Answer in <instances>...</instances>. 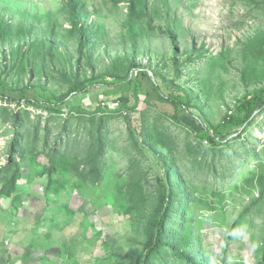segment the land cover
Masks as SVG:
<instances>
[{
	"label": "rangeland",
	"instance_id": "obj_1",
	"mask_svg": "<svg viewBox=\"0 0 264 264\" xmlns=\"http://www.w3.org/2000/svg\"><path fill=\"white\" fill-rule=\"evenodd\" d=\"M63 2L0 0L14 24L34 19L36 41L53 43L50 52L46 51L48 45L41 48L35 43L21 60L8 53L10 48L0 51V81L13 89L28 86L23 93L7 91L14 100H0V190L5 180L1 170L15 132L26 156L24 160L16 157L21 173L13 194H20L18 200L0 193V242L8 241L7 246L0 245V264H60L67 260L61 252L63 243L72 246L76 258L69 264H114L115 255H130L138 247L139 215L154 192L161 168L145 146L134 145L125 115H130L135 127L143 124L163 138L165 148L158 150L171 157L179 181H187L195 193L204 192L210 204L216 192L224 195L219 206L206 207L207 211L204 200L198 206L188 201L189 212L175 214L167 226L173 237L189 223L205 264H255L264 221V193L260 197L257 181L253 185L245 179L251 172L264 174V111L249 127L229 136L224 145L214 147L194 135L193 130L200 128L197 118L188 115L182 118L184 124H179L160 111L164 107L147 104L146 98L154 102L156 95L146 78L143 84L149 96L140 95L133 111L125 110L113 96L104 100L98 87L69 95L59 112L27 103L23 95L44 102L65 92L72 82L77 55ZM82 2L88 22L97 23L100 29H93L90 35L88 57L78 65L80 74L119 71L123 67L117 58L133 51L139 62L148 65L150 75L152 69H158L167 80L188 88L201 108H193V114L199 117L202 111L212 124L220 122L235 98L259 86L256 80L264 84V0L157 2L152 22L168 27L176 37L177 57L183 62L178 79L169 40L161 31L144 24L143 41L138 40L137 48L126 42L121 27L126 2L116 7L101 0ZM24 14L29 19H24ZM47 14L55 18L51 34ZM113 62L116 68L111 67ZM121 95H128V104H132L128 89ZM98 136L104 142L98 179L90 177L81 183L83 168L94 162ZM57 155L61 159L57 160ZM49 176L65 179V192L53 200L45 199ZM106 191L111 203L104 199ZM231 228L234 237L227 244ZM47 230L48 241L44 238ZM169 261L176 264L171 258Z\"/></svg>",
	"mask_w": 264,
	"mask_h": 264
},
{
	"label": "trees",
	"instance_id": "obj_2",
	"mask_svg": "<svg viewBox=\"0 0 264 264\" xmlns=\"http://www.w3.org/2000/svg\"><path fill=\"white\" fill-rule=\"evenodd\" d=\"M104 3H109L112 6H118L122 2L127 3L125 18L121 24L122 30L126 34V42L132 45V49L137 48L138 40L143 41L142 33L144 32L143 25L146 24L150 28H156L161 31V34L165 35L170 43L171 62L173 70L175 71V79L180 77V68L183 65L182 61L178 60V44L175 35L168 27H161L154 25L152 22L155 18V5L161 0H101ZM165 5V4H164ZM63 8L65 12V20L67 22V28L69 34L75 41L76 47V59L74 60L75 67L73 68V79L68 89L58 96H49L44 102H35L30 98L23 95L25 101L29 104L36 105L38 107H44L59 112L61 106L66 103L69 95L72 97L78 93H82L86 90H90L93 87H98L101 91L104 100L113 96V100L122 104V107L127 111H133L138 106L140 95L149 96V91L146 90V86L143 82L147 79L152 85V90L156 95V101L150 102L146 98L147 104L152 107H164L160 109L163 114H167V118L172 122L184 124L182 118L191 115V119L197 118V122L200 124L199 130H193L194 135L200 142H206L211 146H221L226 142L229 136L237 134L241 128L246 129L255 120L256 116L264 111V84L260 80L259 86L254 87L252 90L245 92L241 97H237L234 100V104L228 108L220 122L212 124L206 114L202 111L199 112L200 116L197 117L193 114V108L201 110L199 104L194 103V98L188 88L174 83L173 80H167L165 75L158 69H152L153 75H150L147 71V64L139 62L135 58V52L126 51L121 57L117 58L121 68L119 71L112 70L110 72L103 71L97 74L86 75L84 72L80 74V62L88 57L87 47L90 44V35L93 29H100V26L90 24L88 22L87 13L85 11V3L82 0H64ZM99 14V13H98ZM46 22L48 32L51 34L53 31L52 23L55 18L46 15ZM100 17V15H98ZM24 19H29L27 14H24ZM34 20V19H33ZM33 20L27 22L13 23L12 17L9 15V9L7 7L0 6V51L4 53L7 48H10L8 53L15 55L17 60H21L26 57L32 50L35 43L45 48L48 45L47 52L53 49V43L49 41H43L38 43L36 41L37 35L33 34ZM249 36L247 39H250ZM125 40V38H124ZM244 40H246L244 38ZM36 41V42H35ZM113 62L111 67L117 65ZM133 70L137 72L133 73ZM132 72V73H131ZM146 78V79H145ZM0 100L15 99L13 96H9L6 92H21L23 93L28 86L13 89L8 87L4 82L0 81ZM129 90V95L133 99L132 104H128L130 97L121 95L122 90ZM147 105V106H148ZM167 108L168 110H165ZM161 113V114H162ZM140 114V122L142 115ZM163 114L161 115L162 117ZM125 121L127 130L131 140L138 147L140 144L145 146L155 156L161 172L156 177V183L154 184V192L149 196V201L146 207L141 210L139 215V223L137 229H140V236L136 237V249L132 250L130 255L122 256L115 255L114 264H171L170 258L176 262V264H205L203 258H201L196 248V237L193 236L192 227L189 223H185L182 231L176 233L177 236L173 237L171 229H168V224L173 216L186 215L187 203L190 201L194 206L202 204L204 200L206 203L204 209L215 207L221 204L224 195L215 193V201L208 202L207 198L202 193H195L193 187L189 185L187 181H179V176L174 170V163H172L171 157L158 150L165 148L163 138L159 134H155L143 124L135 127L130 121V115H125ZM97 146L95 149L94 162H90L83 168L82 176L80 178L81 183H85L88 178L94 177L95 181L98 179L99 174V160L103 151V140L100 136L97 138ZM21 139L18 132H15L8 145V157L6 163L2 167L1 174L5 175L3 188L0 190L2 196L13 197L14 201H17L20 194H13L16 191V181L20 178V165L16 161V157H20L22 160L26 158L23 154L21 147ZM60 158L61 155L55 156ZM253 185L257 181L260 187V197H263L264 193V174H255L251 172L245 179ZM65 179L54 180L52 177H48V182L45 187V199L53 200L55 196H59L65 192ZM180 182V187H177V183ZM59 184L56 188L53 185ZM87 187V184H85ZM132 194L129 193V198ZM139 198H144L142 195ZM111 195L106 191L104 199L106 201L111 200ZM207 207V208H206ZM207 211V210H206ZM210 213V211H209ZM243 216L244 214L241 213ZM46 213L43 212L42 217L45 218ZM239 217L232 228L236 227L242 218ZM52 217L49 218L48 224L52 223ZM189 220V219H188ZM46 229H50L45 224ZM227 233L225 239L229 244L230 240L234 237L232 235L233 229ZM49 230L44 232V238L48 241L50 234ZM49 244H45L47 247ZM190 249H195L192 252ZM62 255L67 259L61 261L60 264L72 263L74 253L72 246L65 245L63 243L61 248ZM170 254V256L168 255ZM69 262V263H67ZM225 264V262H224ZM233 264H242L241 262H235ZM255 264H264V221L262 226L261 235L258 244V255Z\"/></svg>",
	"mask_w": 264,
	"mask_h": 264
},
{
	"label": "built area",
	"instance_id": "obj_3",
	"mask_svg": "<svg viewBox=\"0 0 264 264\" xmlns=\"http://www.w3.org/2000/svg\"><path fill=\"white\" fill-rule=\"evenodd\" d=\"M7 244H8V241H7V240H4V241L2 242V245H3V246H7Z\"/></svg>",
	"mask_w": 264,
	"mask_h": 264
},
{
	"label": "clouds",
	"instance_id": "obj_4",
	"mask_svg": "<svg viewBox=\"0 0 264 264\" xmlns=\"http://www.w3.org/2000/svg\"><path fill=\"white\" fill-rule=\"evenodd\" d=\"M0 245H2V242H0Z\"/></svg>",
	"mask_w": 264,
	"mask_h": 264
}]
</instances>
